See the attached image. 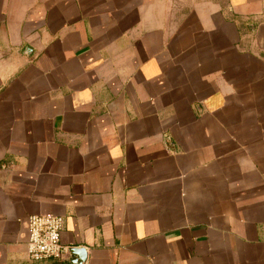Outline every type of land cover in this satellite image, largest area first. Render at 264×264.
<instances>
[{"label":"crops","instance_id":"crops-1","mask_svg":"<svg viewBox=\"0 0 264 264\" xmlns=\"http://www.w3.org/2000/svg\"><path fill=\"white\" fill-rule=\"evenodd\" d=\"M0 264H264V0H0Z\"/></svg>","mask_w":264,"mask_h":264},{"label":"built area","instance_id":"built-area-1","mask_svg":"<svg viewBox=\"0 0 264 264\" xmlns=\"http://www.w3.org/2000/svg\"><path fill=\"white\" fill-rule=\"evenodd\" d=\"M64 218L55 214H29L27 217V257L32 261L61 260L69 250L60 242Z\"/></svg>","mask_w":264,"mask_h":264},{"label":"rangeland","instance_id":"rangeland-1","mask_svg":"<svg viewBox=\"0 0 264 264\" xmlns=\"http://www.w3.org/2000/svg\"><path fill=\"white\" fill-rule=\"evenodd\" d=\"M169 1L173 3L189 4L191 2H199L202 0H169Z\"/></svg>","mask_w":264,"mask_h":264},{"label":"water","instance_id":"water-1","mask_svg":"<svg viewBox=\"0 0 264 264\" xmlns=\"http://www.w3.org/2000/svg\"><path fill=\"white\" fill-rule=\"evenodd\" d=\"M79 248H72L71 251L72 252H82V250H78Z\"/></svg>","mask_w":264,"mask_h":264}]
</instances>
